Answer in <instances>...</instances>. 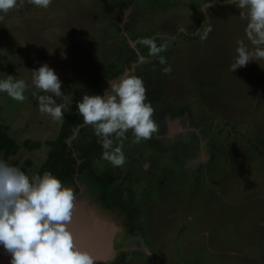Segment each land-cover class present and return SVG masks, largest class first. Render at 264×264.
<instances>
[{"label":"rangeland","instance_id":"374dc122","mask_svg":"<svg viewBox=\"0 0 264 264\" xmlns=\"http://www.w3.org/2000/svg\"><path fill=\"white\" fill-rule=\"evenodd\" d=\"M241 12L238 0H52L47 8L17 0L0 13V80L27 85L23 102L0 93V126L20 145L60 132L63 119L40 111L39 97L50 93L35 88L31 71L41 64L62 82L64 95L54 99L66 105L64 118L76 91L81 100L103 96L108 80L145 81L158 131L140 143L131 131L113 138L124 166L103 159L91 125L66 137L83 162L78 171L93 175L91 193L86 179L75 180L79 196L104 219L120 215L123 238L107 264H264V59L231 71L237 42L254 47ZM159 38L163 65L144 43ZM50 149L21 147L0 160L31 178L48 168Z\"/></svg>","mask_w":264,"mask_h":264},{"label":"clouds","instance_id":"9594fccd","mask_svg":"<svg viewBox=\"0 0 264 264\" xmlns=\"http://www.w3.org/2000/svg\"><path fill=\"white\" fill-rule=\"evenodd\" d=\"M51 2L29 0L42 8L49 7ZM16 6L17 0H0V13L6 15ZM238 6L247 9V15L241 12L240 16L248 20L246 36L254 47L249 50L243 41L237 42L232 72L249 62L264 59V0H238ZM144 43L151 55L158 56L162 65L166 64V59L159 56L166 45L157 46L151 40ZM163 71L170 72L171 66ZM31 72L35 88L50 93L39 97L40 111L54 120L64 119L66 105L54 99L64 95L56 72L46 63ZM108 84L103 96L83 95L77 108L84 123L91 125L100 138L103 159L122 167L125 154L119 144L114 147L113 138L122 141L131 131L135 143L147 141L158 131V125L152 118L155 109L141 77L123 76L108 80ZM26 87L25 81L16 80L12 75L0 80V93L18 102L26 99ZM75 196L70 187L49 171L30 178L19 168L0 160V245L10 254L11 264H95V257L76 246L68 229L76 207Z\"/></svg>","mask_w":264,"mask_h":264},{"label":"trees","instance_id":"16d2710c","mask_svg":"<svg viewBox=\"0 0 264 264\" xmlns=\"http://www.w3.org/2000/svg\"><path fill=\"white\" fill-rule=\"evenodd\" d=\"M203 16L201 15V20ZM162 42H157L156 40H152L157 46L166 45L164 39H160ZM146 45V44H145ZM148 46V45H147ZM127 58V56H126ZM120 61V59H119ZM129 64V63H128ZM128 64H121L123 68H125V65ZM118 71L114 70L113 74ZM79 97H81L79 91H76L74 93V98L71 106V110L68 114H66L65 118L61 122L60 132L58 134V137L54 140H49L45 142L41 141H33L30 139H26L23 142H21V145L18 144L9 134L7 133L8 127L6 126H0V154L4 157V159H8L19 151L21 147L27 150H34L42 146L44 143L47 146H50V151L48 153V171L51 173H54L61 182L64 185L63 182L67 181L71 186H73V189L77 192L78 186H76L74 183L73 175L75 173H78V169H80V166H83V162H77L78 159L72 155L74 150L67 145L66 137L68 136L71 129H73L74 126L80 125L84 123L82 116L79 114L77 105L81 100H79ZM95 140V139H94ZM85 145V144H84ZM90 144H87V146ZM80 150V149H79ZM43 172H39L38 175H42ZM87 197V196H85ZM79 198H81L79 196ZM96 213V212H95ZM97 215V213H96Z\"/></svg>","mask_w":264,"mask_h":264},{"label":"water","instance_id":"95a60500","mask_svg":"<svg viewBox=\"0 0 264 264\" xmlns=\"http://www.w3.org/2000/svg\"><path fill=\"white\" fill-rule=\"evenodd\" d=\"M172 128L173 123L169 131ZM74 203L76 207L73 211L72 223L68 225V229L73 234L74 243L81 250L95 257V264H104L114 254L112 240L117 226L97 216L90 200L75 196ZM0 264H11V256L4 249L1 250Z\"/></svg>","mask_w":264,"mask_h":264},{"label":"flooded vegetation","instance_id":"af4514ba","mask_svg":"<svg viewBox=\"0 0 264 264\" xmlns=\"http://www.w3.org/2000/svg\"><path fill=\"white\" fill-rule=\"evenodd\" d=\"M131 63V61H129V64ZM128 64V65H129ZM128 65H125V67H129ZM76 126H78V125H76ZM75 127V126H74ZM169 137H172V136H169ZM161 138H163L164 139V135H163V137H161ZM66 142H67V139H66ZM67 145L71 148V150L73 149L74 150V152L72 153V155L73 156H75V152L77 151V150H75V148H74V146H72L71 144H69V142H67ZM77 162H79V161H77ZM45 171H48V168H46V169H44ZM53 175H55L54 173H52ZM93 175H90V176H88L84 171L82 172V173H80V172H78V173H75L74 175H73V179H74V182H76L75 180H84L85 181V179L87 180V182H86V184L84 185V189H83V191H86V192H90L91 193V190H90V187H89V183L90 184H92V181H91V177H92ZM95 180L94 181H96L97 182V184H99L98 182H99V179H97L96 177L94 178ZM63 183H65V182H63ZM110 183H112V178L109 180V181H106V182H104V184H103V190L105 191V190H107L108 189V186L110 185ZM75 184V183H74ZM76 185V184H75ZM77 186H78V184H77ZM78 190L80 191L81 190V187L80 186H78ZM77 190V192L75 193V194H77V197H79V191ZM93 192V191H92ZM85 199V198H84ZM97 201V199H94V201ZM95 201V202H96ZM92 201H90V204H91V206H92V208H93V210H94V212H96L97 213V216H99V217H101V218H105V215H103V214H99L98 212H97V210H96V208H95V205L93 206L92 205V203H91ZM98 202V201H97ZM100 203V202H99ZM99 203H97V209L102 213V211H101V205L99 206ZM107 203V201L106 202H104V205ZM103 205V206H104ZM109 206V204H107L106 205V207H108ZM103 210V209H102ZM104 211H106V212H108L106 209H104ZM108 214L112 217V218H109V219H106V220H108V221H110V222H112L113 224H115L116 226H117V230H118V228L120 227V223L117 221H115V219L114 218H120V215H111L109 212H108ZM127 226V225H126ZM125 228V227H124ZM127 228V227H126ZM132 233V232H131ZM171 233H173V232H171ZM170 233V234H171ZM169 234V233H168ZM121 236V234L119 235V233L117 234V231L114 233V235H113V240H112V246L114 245H119L120 243H121V239L123 238L122 236ZM184 246H186V247H188L189 246V244L188 243H185L184 244ZM3 249V246L2 245H0V254H1V250ZM157 250H158V248H157ZM158 251H160V250H158ZM113 256H114V254H113ZM113 256H112V258H110V259H108L107 261H112L113 260ZM115 261V260H114ZM104 264H107L106 262L104 263Z\"/></svg>","mask_w":264,"mask_h":264}]
</instances>
